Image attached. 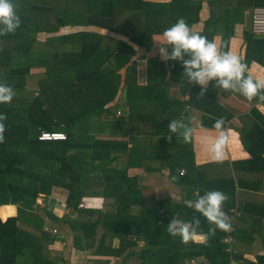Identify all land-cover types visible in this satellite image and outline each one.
<instances>
[{
  "label": "trees",
  "instance_id": "obj_1",
  "mask_svg": "<svg viewBox=\"0 0 264 264\" xmlns=\"http://www.w3.org/2000/svg\"><path fill=\"white\" fill-rule=\"evenodd\" d=\"M22 1L25 0H12L21 19L20 27L14 33L0 36V82L11 85L15 93L11 103L0 104V113L7 115L5 141L0 143V220H4L0 221V264L59 262L47 251L63 242L57 234H52L36 206L37 201L43 200V203L50 204L49 196L54 190L67 192L64 209L78 214L79 219L73 224L80 232L77 238H85L93 245L96 227L103 225L105 232L99 239L95 254L107 257V261L121 256L143 240L145 246L137 255L152 264H190L185 261L195 257L203 258L207 264H228L230 255L225 252L226 245L222 242L226 231L217 229L214 235L205 239L209 228L215 226L194 209L184 207L185 212L179 219L191 221L193 217L199 218L197 234L204 236L200 245L192 241L185 244L179 236L173 237L167 232V225L181 207L164 210L163 219L160 214V209L165 206L163 202L157 209L143 208L135 214L134 208L143 205L136 178L129 174L128 167L109 166L119 159L116 153L125 146L87 138L86 123L81 133L75 129L82 121L106 112L116 95L118 69L108 66L107 62L114 58V61L127 64L136 54L133 46L148 50L151 39L163 36L164 30L180 17L185 18L191 27L199 21L203 0H81L84 8L79 16L81 22L74 25L66 23L54 5L33 4L32 15H26ZM208 3L210 15L200 34L211 42L216 34H220L219 51L227 52L232 23L222 29L211 27L210 23L228 22L232 12L225 6L220 14L214 10L213 0H208ZM235 5L244 9L264 5V0H236ZM67 27L81 29L55 35ZM101 31L128 41L116 40L111 49L102 48V39L107 36ZM38 33L47 35L43 44L55 46L60 42L71 47L51 52L34 50L36 43L42 41ZM252 34H244V37L251 39ZM258 42L261 44L264 40ZM33 55H41L39 57L48 60L44 63L45 72L39 75L35 97L25 91L32 75L28 61ZM103 60L107 61L102 65ZM258 61L264 64L263 60ZM161 68L164 73V64ZM257 127L261 132L258 137L260 143L264 129ZM41 132H62L66 140L39 141ZM250 151L254 158H263L264 144L260 150L252 145ZM189 185L198 188L199 196L210 190L226 193L228 200L223 207L227 211L235 205L233 179L201 182L198 178L190 180ZM93 188L96 194L114 199L113 211L79 207ZM13 206L17 215L10 217L14 215ZM51 208L52 205L49 209L43 208L50 219H65L55 215ZM21 222L33 226L40 233L23 229ZM131 234L135 237L130 238ZM114 238L119 239L117 247L112 243ZM134 254L131 252L126 257ZM239 259L235 257V260Z\"/></svg>",
  "mask_w": 264,
  "mask_h": 264
},
{
  "label": "crops",
  "instance_id": "obj_2",
  "mask_svg": "<svg viewBox=\"0 0 264 264\" xmlns=\"http://www.w3.org/2000/svg\"><path fill=\"white\" fill-rule=\"evenodd\" d=\"M235 3L236 0H213L216 12L221 14L226 6L232 14L228 22L220 20L210 23V26L222 29L232 23L227 52L240 57L247 65L245 77L251 76L254 81L264 80V64L258 61H264V42H258L264 40V35L251 32L254 6L242 9L237 8ZM209 15L208 0H203L199 21L190 27L191 30L200 33ZM100 33L112 39L110 49L116 40L128 41L105 31ZM244 34H252L253 37L247 39ZM212 42L219 50L221 35L216 34ZM161 43L166 44L164 36L153 37L148 50L133 46L136 54L127 64L114 61L119 76L118 90L106 112L87 120L86 137L95 142L125 146L116 153L119 159L109 166L128 167L129 174L136 178L143 205L134 208L135 214L143 208L157 209L163 202L165 206L160 209V214L162 210L181 207L174 213L179 219L185 212L184 201L199 197L198 188L190 186V180L233 179L235 205L228 211L223 207L233 229L231 248L234 252L229 254L230 260L234 264H264V259L260 260L264 258V155L256 159L250 151L252 145L260 150L264 144V138L258 142L261 132L257 127L264 129V99L257 95L249 100L240 91L225 90L215 81H210L205 90L198 84L188 83L179 61L173 64L174 60L162 58ZM168 50L170 52V46ZM161 64L165 66L164 73ZM181 117L191 129V138L187 143L181 135L170 133L168 129L171 119ZM219 118H223L224 122L217 129L214 124ZM221 136L224 143L220 148L221 158L217 159L216 144ZM108 199L110 203H106ZM108 199L96 194L93 188L91 194L82 199L83 206L79 207L100 212L113 211L114 199ZM39 202L41 207H37L47 226L56 229V236L63 242L49 247L47 251L50 257L59 260L57 264H152L137 255L145 246L143 240L108 261L107 257L96 255L99 239L105 232L102 224L97 225L94 244L90 245L89 240L77 238L80 232L73 225L79 219L76 212L61 208L62 213L55 212V215L65 219L53 221L43 209L46 208L43 201ZM13 207L14 215L10 217L17 215V209ZM192 242L200 245L204 236L197 234ZM112 243L117 247L119 239L114 238ZM131 252L135 254L126 257ZM194 259L193 264H207L201 257ZM185 262L190 263V260Z\"/></svg>",
  "mask_w": 264,
  "mask_h": 264
},
{
  "label": "clouds",
  "instance_id": "obj_3",
  "mask_svg": "<svg viewBox=\"0 0 264 264\" xmlns=\"http://www.w3.org/2000/svg\"><path fill=\"white\" fill-rule=\"evenodd\" d=\"M20 24L21 19L12 0H0V36L14 33ZM163 36L166 38V44L161 43L160 55L164 60L179 61L183 68V77L188 83L198 84L205 90L210 81H215L225 90L240 91L249 100L257 95L264 99V95L261 94L264 91V80L254 81L251 76L245 77L247 65L242 62L240 57L230 52L219 51L217 45L209 41L206 36L193 32L185 18H178L171 27L164 30ZM14 94L11 85L0 82V104L11 103ZM6 120V113H0V143L5 141ZM223 122V118L217 119L214 127L220 129ZM168 129L170 133L181 135L186 143L189 142L191 129L184 122L183 117L171 119ZM171 138L169 135L168 139L171 140ZM223 143L224 137L221 136L216 144L217 159L221 158L220 148ZM227 200L226 193L220 190H210L195 200L184 201L186 207L199 212L209 224L215 226L209 228L205 239L214 235L217 229L231 230L232 225L229 217L223 210V204ZM199 226L200 220L197 217H193L191 221H185L174 216L166 229L169 235L179 236L181 241L187 244L197 235Z\"/></svg>",
  "mask_w": 264,
  "mask_h": 264
},
{
  "label": "rangeland",
  "instance_id": "obj_4",
  "mask_svg": "<svg viewBox=\"0 0 264 264\" xmlns=\"http://www.w3.org/2000/svg\"><path fill=\"white\" fill-rule=\"evenodd\" d=\"M80 1L81 0H40V1L39 0H25V1H22L23 2L22 3L23 4L22 10L24 11V13L26 15H29V14L32 15L31 6L33 4L54 5L56 7V9H58L59 14L61 16L63 15L64 19H66L65 22L70 24V25H74V24H78V23L81 22L79 16H80V13L82 14V12L84 11L83 3H80ZM66 9H68V10H66ZM72 12H74L75 15L70 16V14ZM47 29H49V27H47ZM80 29L81 28H77V27H73V28L72 27H67V28L59 30L58 33H56L55 35H57V34H69V33H73L74 31H77V30H80ZM38 35H39V38L42 41L36 43V45L34 46V50H43V49H45L46 51H50L51 52L54 49L66 50V49L71 47L70 45H68L66 43L65 44L64 43H60L56 39H53V41L54 42H59V44L55 43V46L52 45V44H46V43L43 44L42 42H43L44 38L47 35L45 33H38ZM70 38L71 37H69L68 39H70ZM102 43H103V47L102 48H106L107 46L110 47L111 44H112V39H109V38L102 39ZM39 56H41V55H33L32 59L28 61V64L30 65V69H31V74L32 75L28 79V84L26 86L25 91H26L27 94H30V95H32L34 97L37 95V91H38L37 90V88H38L37 84H38V80H39V77H40L39 75H41L42 73L45 72L46 64H44V63H46V61H48L47 59L41 58ZM106 61L107 60H103L102 65ZM93 62L94 61L90 62L89 65L91 66V64H93ZM110 62H107L108 66H111L112 68L114 66H116V63L114 62L113 59ZM89 65H88V67H89ZM87 122H88L87 120L82 121L78 125L79 128L76 127L75 129H77V131L79 133H81L82 132L81 130L83 128H85V123H87ZM66 194H67V192H61V190H54V193H52V195L49 196L50 204L44 203L46 208L49 209L50 206L52 205V208H53L54 212H56L57 214H59L60 212L62 213V210H60V209L61 208H65V206H64L65 203L63 202V200L65 199ZM105 199H108V198H105ZM109 201H110L109 199L106 200V203H110ZM60 202L61 203L63 202V204H61ZM39 204H40V202L37 201L36 202V206H40ZM52 208L50 209V211L52 210ZM105 209H106V205L104 206L103 210H105ZM20 226L23 229H25V230L33 231V232L35 231V228L33 226L29 225V224L27 225L26 223H22L21 222ZM35 233L37 234L38 232L35 231ZM54 233L52 232V234H54ZM55 234H58V231Z\"/></svg>",
  "mask_w": 264,
  "mask_h": 264
},
{
  "label": "built area",
  "instance_id": "obj_5",
  "mask_svg": "<svg viewBox=\"0 0 264 264\" xmlns=\"http://www.w3.org/2000/svg\"><path fill=\"white\" fill-rule=\"evenodd\" d=\"M251 31L254 35H264V5H256L252 8L251 12ZM39 141H64L66 140L65 133L62 132H41L38 136ZM83 204L80 203V207ZM165 216V211H161V218L163 219ZM178 218L175 214L173 217ZM53 233L57 232L56 229L51 230ZM54 233V234H55ZM233 229L231 228L230 231H226V236L222 239V242L226 245L225 252L228 254H233V250L231 245L234 242V237L232 236ZM195 259L191 258L190 263H194ZM228 264H234L233 260L231 259Z\"/></svg>",
  "mask_w": 264,
  "mask_h": 264
}]
</instances>
